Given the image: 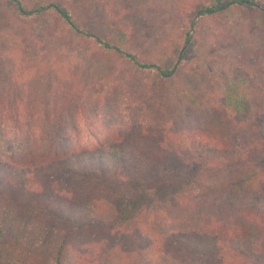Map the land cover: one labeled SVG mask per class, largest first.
Returning <instances> with one entry per match:
<instances>
[{
  "label": "trees",
  "instance_id": "trees-1",
  "mask_svg": "<svg viewBox=\"0 0 264 264\" xmlns=\"http://www.w3.org/2000/svg\"><path fill=\"white\" fill-rule=\"evenodd\" d=\"M96 1L0 0V34L19 25L31 40L43 25L60 43L77 39L109 64L94 97L122 93L118 116L143 126L136 142L104 109L91 114L76 73L21 88L11 73L0 89V264H264V138L250 90L264 68L243 48L221 75L214 56L236 43L223 20L264 16V0H180L184 22L154 43L128 5L118 17L114 0ZM144 93L206 108L227 131L154 118Z\"/></svg>",
  "mask_w": 264,
  "mask_h": 264
},
{
  "label": "rangeland",
  "instance_id": "rangeland-1",
  "mask_svg": "<svg viewBox=\"0 0 264 264\" xmlns=\"http://www.w3.org/2000/svg\"><path fill=\"white\" fill-rule=\"evenodd\" d=\"M179 1L114 0V4L116 2L115 14L119 17L121 15L120 10L128 5V10H132L134 13L133 16H130L131 22L141 29V33L149 34L154 43L163 38L165 31L172 32L175 22L178 24L184 22L183 18L177 15L176 6ZM100 2L101 0L96 1L98 8ZM2 6L3 4L0 3V7ZM223 22L225 24L223 28L230 32L231 39L236 43L232 44L231 47L220 48L215 53L219 74L222 75V72H225L224 68L227 62L234 60V56L230 53L242 51L243 48L244 51L241 54L247 52V55L252 58L250 61L253 63L260 62L262 66H258V68H264V16L257 14L242 17L239 15L235 18L227 17ZM42 26L33 28L31 40H23V29L19 25L0 34V89L8 86L11 73L18 76L23 74L24 81L19 77L21 83L18 86L20 88L27 78H43L42 75H49L50 86L55 87L63 75L76 73L78 81L83 84L86 91L88 103L92 108L91 114L95 113L97 109L99 113L100 110L104 109L101 113L110 115L111 125L115 129L123 130L128 136L134 137V139H130L139 142L143 126H140L139 122L135 121V124L134 121H129L127 116H118L119 111L116 105H118L117 100L123 96L122 93L117 94L119 97L102 103V106L101 101L94 97L98 90V81L107 78L109 75V64L106 60L87 49L88 47L82 45L77 39L73 40L71 44L58 42L55 37L49 36L46 31H42ZM16 81L17 79L13 82V86L17 84ZM131 90L134 97L131 100L135 102V96L138 93L135 92L134 85H132ZM250 90L254 98L251 125L255 136L264 138V79L256 78L251 83ZM143 96L145 97L143 105L147 107V112L154 118L164 122L188 120L195 123L201 120L202 125L211 133H219L221 130L227 131L225 122L206 108H194L188 103H179V101L164 103L160 98L148 93H144ZM83 126L85 125L83 124ZM83 133L86 135L85 131ZM37 146L39 147V145ZM15 147L19 153L28 151L26 144H18ZM247 203L252 204L251 202ZM254 207L264 209V201H257L254 203Z\"/></svg>",
  "mask_w": 264,
  "mask_h": 264
}]
</instances>
